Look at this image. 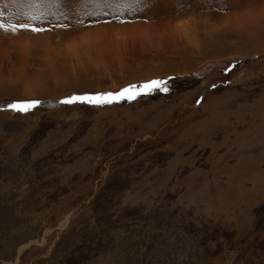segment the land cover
<instances>
[{
    "label": "rangeland",
    "instance_id": "rangeland-1",
    "mask_svg": "<svg viewBox=\"0 0 264 264\" xmlns=\"http://www.w3.org/2000/svg\"><path fill=\"white\" fill-rule=\"evenodd\" d=\"M0 23V264H264V0H0Z\"/></svg>",
    "mask_w": 264,
    "mask_h": 264
},
{
    "label": "snow or ice",
    "instance_id": "snow-or-ice-1",
    "mask_svg": "<svg viewBox=\"0 0 264 264\" xmlns=\"http://www.w3.org/2000/svg\"><path fill=\"white\" fill-rule=\"evenodd\" d=\"M31 19H37V17H31ZM30 25L28 23H20L17 25L11 26V30L15 31L17 28H29ZM0 28L8 30L7 26L3 23H0ZM32 31H42L43 29L31 28ZM162 81L152 80L144 83L143 85H128L127 87L121 89L118 92H106V93H97L95 95H84V96H72L67 98L64 103H73L75 101H86L91 104H106L112 103L115 100H134L137 96H139L142 92H151L155 89H159L162 87ZM162 90L166 91L167 88L164 87ZM39 100H32L27 102H17L11 103L8 105L10 109L27 112L29 109L36 107L40 104Z\"/></svg>",
    "mask_w": 264,
    "mask_h": 264
}]
</instances>
